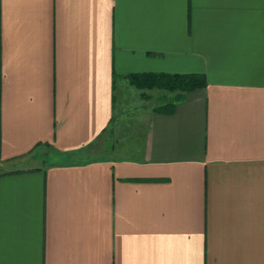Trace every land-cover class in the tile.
Returning <instances> with one entry per match:
<instances>
[{"label":"crops","instance_id":"0c3cea01","mask_svg":"<svg viewBox=\"0 0 264 264\" xmlns=\"http://www.w3.org/2000/svg\"><path fill=\"white\" fill-rule=\"evenodd\" d=\"M3 163L0 264H264V0H0Z\"/></svg>","mask_w":264,"mask_h":264},{"label":"trees","instance_id":"16d2710c","mask_svg":"<svg viewBox=\"0 0 264 264\" xmlns=\"http://www.w3.org/2000/svg\"><path fill=\"white\" fill-rule=\"evenodd\" d=\"M126 79L129 84L140 90L158 88L174 93L170 101L161 107V109L164 108L167 111H171L175 102L183 98L184 92L206 85L205 75L199 72L168 73L149 71L131 73L126 76Z\"/></svg>","mask_w":264,"mask_h":264},{"label":"rangeland","instance_id":"374dc122","mask_svg":"<svg viewBox=\"0 0 264 264\" xmlns=\"http://www.w3.org/2000/svg\"><path fill=\"white\" fill-rule=\"evenodd\" d=\"M16 166H18V165L17 164H9V163L0 164V172L10 170V169H14V168H16Z\"/></svg>","mask_w":264,"mask_h":264}]
</instances>
